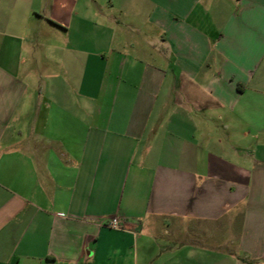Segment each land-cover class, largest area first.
<instances>
[{
    "label": "crops",
    "instance_id": "crops-1",
    "mask_svg": "<svg viewBox=\"0 0 264 264\" xmlns=\"http://www.w3.org/2000/svg\"><path fill=\"white\" fill-rule=\"evenodd\" d=\"M0 264H264V0H0Z\"/></svg>",
    "mask_w": 264,
    "mask_h": 264
},
{
    "label": "built area",
    "instance_id": "built-area-1",
    "mask_svg": "<svg viewBox=\"0 0 264 264\" xmlns=\"http://www.w3.org/2000/svg\"><path fill=\"white\" fill-rule=\"evenodd\" d=\"M108 227L116 230L120 229L119 222L115 219L109 222Z\"/></svg>",
    "mask_w": 264,
    "mask_h": 264
}]
</instances>
